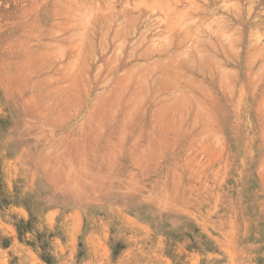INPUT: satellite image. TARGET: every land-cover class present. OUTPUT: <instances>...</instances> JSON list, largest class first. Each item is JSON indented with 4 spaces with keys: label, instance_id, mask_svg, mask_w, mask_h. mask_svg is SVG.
Returning a JSON list of instances; mask_svg holds the SVG:
<instances>
[{
    "label": "rangeland",
    "instance_id": "1",
    "mask_svg": "<svg viewBox=\"0 0 264 264\" xmlns=\"http://www.w3.org/2000/svg\"><path fill=\"white\" fill-rule=\"evenodd\" d=\"M0 264H264V0H0Z\"/></svg>",
    "mask_w": 264,
    "mask_h": 264
},
{
    "label": "bare ground",
    "instance_id": "2",
    "mask_svg": "<svg viewBox=\"0 0 264 264\" xmlns=\"http://www.w3.org/2000/svg\"><path fill=\"white\" fill-rule=\"evenodd\" d=\"M146 40V41H144ZM140 44L143 45V52L139 53L137 52L136 54L133 53V56L127 57L126 60H123V62L116 68L118 72H122L123 70H125L126 66H128L129 64H131L132 62V58L134 57V59H152L156 56V49L158 48V44L155 41V39H147L145 37V35L142 37V39L140 40ZM161 51V50H159ZM93 90V89H92ZM95 90V89H94ZM124 97V96H123ZM99 104H97L96 106H93V111H92V116L96 115L98 112H100L101 110V102H98ZM122 109L120 107L117 108V113H121Z\"/></svg>",
    "mask_w": 264,
    "mask_h": 264
}]
</instances>
